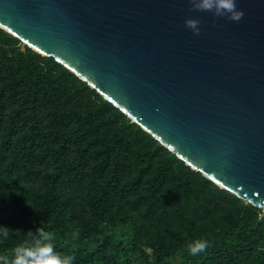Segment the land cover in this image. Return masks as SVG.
Listing matches in <instances>:
<instances>
[{
  "label": "trees",
  "instance_id": "obj_1",
  "mask_svg": "<svg viewBox=\"0 0 264 264\" xmlns=\"http://www.w3.org/2000/svg\"><path fill=\"white\" fill-rule=\"evenodd\" d=\"M261 215L0 29V225L17 231L0 259L42 227L77 264H264Z\"/></svg>",
  "mask_w": 264,
  "mask_h": 264
},
{
  "label": "water",
  "instance_id": "obj_2",
  "mask_svg": "<svg viewBox=\"0 0 264 264\" xmlns=\"http://www.w3.org/2000/svg\"><path fill=\"white\" fill-rule=\"evenodd\" d=\"M0 0V29L86 83L191 170L262 211L264 0ZM199 20L193 35L185 20Z\"/></svg>",
  "mask_w": 264,
  "mask_h": 264
},
{
  "label": "clouds",
  "instance_id": "obj_3",
  "mask_svg": "<svg viewBox=\"0 0 264 264\" xmlns=\"http://www.w3.org/2000/svg\"><path fill=\"white\" fill-rule=\"evenodd\" d=\"M191 11L211 13L216 18L239 22L243 11L238 10L236 0H189ZM185 27L198 36L199 20H185ZM264 210V209H262ZM17 231L0 225V241L9 240ZM209 241L195 239L187 243L186 252L190 257H198L207 252ZM0 264H77L76 256L57 251L54 233L38 227L35 231L20 232L19 242L3 254Z\"/></svg>",
  "mask_w": 264,
  "mask_h": 264
}]
</instances>
